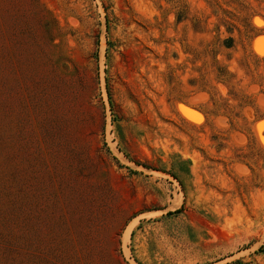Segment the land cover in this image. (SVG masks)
<instances>
[{
    "label": "rangeland",
    "instance_id": "rangeland-1",
    "mask_svg": "<svg viewBox=\"0 0 264 264\" xmlns=\"http://www.w3.org/2000/svg\"><path fill=\"white\" fill-rule=\"evenodd\" d=\"M0 264H264V0H0Z\"/></svg>",
    "mask_w": 264,
    "mask_h": 264
},
{
    "label": "trees",
    "instance_id": "trees-1",
    "mask_svg": "<svg viewBox=\"0 0 264 264\" xmlns=\"http://www.w3.org/2000/svg\"><path fill=\"white\" fill-rule=\"evenodd\" d=\"M105 23H106V22H105ZM108 100H109V97H108ZM179 211H180V210L178 209V210H175V211H173V212H167L166 215L169 216V215H171V214H176V213H179Z\"/></svg>",
    "mask_w": 264,
    "mask_h": 264
}]
</instances>
